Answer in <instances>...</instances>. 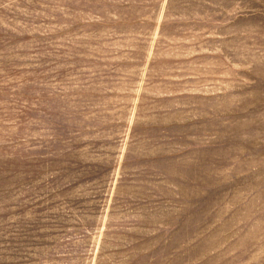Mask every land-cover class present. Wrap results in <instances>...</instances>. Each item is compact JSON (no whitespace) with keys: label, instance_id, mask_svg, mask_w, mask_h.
Returning a JSON list of instances; mask_svg holds the SVG:
<instances>
[{"label":"rangeland","instance_id":"374dc122","mask_svg":"<svg viewBox=\"0 0 264 264\" xmlns=\"http://www.w3.org/2000/svg\"><path fill=\"white\" fill-rule=\"evenodd\" d=\"M0 264H264V0H0Z\"/></svg>","mask_w":264,"mask_h":264}]
</instances>
